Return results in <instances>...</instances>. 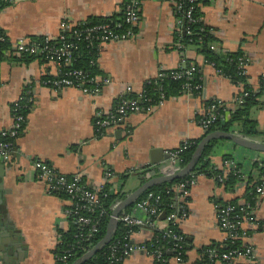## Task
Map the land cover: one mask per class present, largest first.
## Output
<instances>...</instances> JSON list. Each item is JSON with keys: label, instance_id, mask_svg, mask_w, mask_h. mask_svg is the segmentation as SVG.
<instances>
[{"label": "crops", "instance_id": "0c3cea01", "mask_svg": "<svg viewBox=\"0 0 264 264\" xmlns=\"http://www.w3.org/2000/svg\"><path fill=\"white\" fill-rule=\"evenodd\" d=\"M7 3L0 9V31L13 43L19 38L55 39L62 23L76 25L90 17H111L120 13L123 0ZM200 6L202 22L213 29L216 42L212 46L224 53H244L248 84L257 92L264 73V0H207ZM177 29L171 5L162 0H143L134 36L99 45L98 76L109 82L101 85L96 94L74 87H45L42 77L58 75L55 63L39 59L15 62L11 60L15 54L12 50L4 52L6 58L0 62V132L11 126V105L27 86L32 102L23 130L15 139V152L0 168V221L6 224L5 231L13 233L4 236L0 230V264H56L53 250L59 244V233L70 228L63 213L68 202L46 192L37 179L34 161H42L66 176L80 173L93 188L102 185L103 170L108 169L113 177L106 184L120 187L123 182L126 196L142 183L139 172L144 167L164 163L165 160L151 163L153 149L169 151L184 141L202 137L199 119L207 101L220 102L226 112L236 108L235 97L241 87L205 63L203 55L194 48L180 50L175 41ZM188 64L199 69V94L170 96L147 111L129 113L122 123L104 129L102 135L95 132L96 115H105L126 94L141 93L144 82L157 77L160 71ZM259 102L250 114L261 129L263 92ZM214 150L211 163L215 167L221 165L224 155L239 159L247 152L225 140L217 143ZM244 191L239 183L233 192L225 191L212 177L198 175L188 188V217L179 225L185 238L184 259L176 260L172 255L168 264H196L203 247L224 243L215 203L234 198L239 203ZM253 214L258 226L247 227L240 242L250 244L259 264H264V196L255 204ZM161 220L158 226L165 227V218ZM152 232L139 228L129 241L144 244ZM120 264H153V260L138 251L123 258Z\"/></svg>", "mask_w": 264, "mask_h": 264}, {"label": "trees", "instance_id": "16d2710c", "mask_svg": "<svg viewBox=\"0 0 264 264\" xmlns=\"http://www.w3.org/2000/svg\"><path fill=\"white\" fill-rule=\"evenodd\" d=\"M128 0H123L121 4V11L118 14H114L111 17L101 18V17H90L87 20L78 23L74 26L71 31L65 33L64 40L59 41H51L50 44L55 47H60L61 45H68L71 52V60L68 65H61L62 58H60L58 67L59 72L55 77L45 76L42 77L41 80H51L53 78L66 77L67 73L72 72L74 70L80 71L82 77L86 80L93 78L94 76L100 74V70L97 65V57H98V48H97V40L94 39L97 35L101 34L100 30H95L96 26L99 25H109L111 30L117 34L122 33L126 25L123 23V7L124 4L127 3ZM207 0H195L194 2L183 1L182 9L187 12L188 9L191 8L190 15L192 21L188 22L183 16L179 13V11L175 10L174 15L176 20H180V25H178V29L175 32V41H177V45H179L180 50L185 51L186 48L191 47L194 48L198 53L203 55L205 63L211 65L219 74L228 78L232 83L241 87V91L238 93V97L240 102L237 103V106L234 110L229 112V117L223 120H217L207 132H211L213 130H222L237 133L241 136L247 138H256L261 141H264V125L261 129H259L257 121L251 116L250 112L253 108L259 105V97L264 89V76L262 75L260 78V89L255 92L251 86L248 84V77L244 71V65H246L247 61L244 53L241 50L235 52H222L216 50L214 46H212L216 39L213 37V29L207 25H205L201 20V11L200 5L205 4ZM8 3L4 0H0V9L7 5ZM88 30H92L90 33L92 37L90 39L85 38V33ZM136 27L133 29V33H135ZM1 32V31H0ZM74 32L79 35L75 36ZM32 41H42L43 37L36 38H28ZM211 46L213 48H211ZM12 50L10 48V43L8 41L0 42V62L3 61L6 57L4 52ZM13 51V50H12ZM14 56H11V60L15 62H28L32 59H39L41 61L47 62L45 56L38 55L33 56L26 53H16ZM189 65V64H188ZM185 65L183 67H179L172 70L160 71L161 74L159 77H155L153 79H149L144 82L143 89L139 94L129 93L125 96H122L120 99L123 101H131L135 100L139 102V105L146 109L150 106L155 105L161 99H167L170 96H178L185 92V84L189 83L191 86L199 85L201 89V81L199 69L196 67L195 72L192 73L191 78L187 80L186 76L177 77L183 71V68L188 67ZM68 78L75 80L74 76H67ZM85 87L93 88L96 85L93 83H85ZM30 89L29 86L25 89V92ZM200 91V90H199ZM198 91V92H199ZM30 92V91H29ZM25 94V93H24ZM191 94H199L197 91H193ZM139 98L140 101H139ZM217 101H207L206 106L216 103ZM25 107H21L18 110V113L23 115L25 121L23 122V126L26 123V116L31 109V103L23 102ZM224 111L219 108L218 114L222 115ZM206 132V133H207ZM203 133L202 136H204ZM6 138L0 135V141H5ZM200 140H190L192 142L191 146L186 149H182V144H179L177 147L169 150L171 152V156L168 160H165L164 163L158 165H150L144 167L139 173L143 176L142 181L146 178L157 176L161 174V170L165 166L166 162L170 159L175 158L178 160L180 167L185 166L191 158V155L194 151V148L197 142ZM223 140H212L210 141L205 148L203 149L199 159L195 163L192 171L198 175H204L207 177L217 178L218 176H222V171L219 168H216L211 163V155L215 152L214 146ZM264 156V153H263ZM224 159H229L230 156L225 155ZM237 168H241V164H236ZM252 171L248 173L246 179L245 191L242 196L243 201L247 202L248 208L238 204V200L236 198L231 199L227 202L218 201L221 205H230L233 206L232 215L241 216L243 213L249 211L250 209H254L256 204V194L254 185L260 182V179L264 175V161L257 163L254 162L252 165ZM123 180H125V176H121ZM188 177H181L174 179L171 182L159 184L149 188L147 191L142 193L136 200L141 201L148 193H153L160 196L161 207L165 212L169 211V207L172 204L173 193L170 189L172 185L181 183L185 181ZM83 179V178H82ZM84 181V179L82 180ZM240 181V176L238 173H234L233 171H229L223 179V189L225 191L233 192L236 184ZM111 187H113L111 189ZM98 200L91 206V211H87L86 209L81 210L80 213L88 216L92 219V221L97 223V229L94 233L89 235L88 237L84 236L87 234V227H84L80 232L77 229L76 225L72 223L74 216H69L68 220L70 223V228L67 231H60L59 233V244L53 250V255L55 258L63 259L66 257L64 263L57 262V264H71L75 259L82 256L86 251L91 249L105 234L106 227L111 216L112 207L119 201L125 198V192H123V182L118 186H112V184H105L103 188L96 192ZM54 195H58L64 199H67V195L62 192H56ZM134 204V203H133ZM132 205L127 206L123 209V212H130ZM70 207V206H69ZM68 207V208H69ZM170 229L173 231L178 230L174 225H170ZM135 231L137 228L128 227L121 223L116 225L115 232L107 245H105L102 249L97 251L91 258H89L83 264H120L119 261H116V258L120 255V244L123 242V239L127 237L129 231ZM180 232V230H178ZM81 234V235H80ZM184 245L181 249V252L184 254L185 250V238L183 240ZM173 240L164 236V231H153L152 237L149 241H147L145 246L149 250V252L154 253L155 251L161 252V257L164 259L170 258L174 253H170L168 249L171 247ZM115 245L114 249H111V246ZM242 243L237 240L231 242L226 240L224 243L220 244H212L209 246H205L201 249V253L208 247H214L220 252L238 249L240 248ZM181 254V258L184 259V255ZM196 264H203V260H199Z\"/></svg>", "mask_w": 264, "mask_h": 264}, {"label": "built area", "instance_id": "2783aa9c", "mask_svg": "<svg viewBox=\"0 0 264 264\" xmlns=\"http://www.w3.org/2000/svg\"><path fill=\"white\" fill-rule=\"evenodd\" d=\"M6 2L10 0H4ZM143 0H128L127 3L124 4L123 7V23L126 25L125 30L122 33H115L111 30L109 25H99L95 27V30H100L101 34L97 35L94 39L97 40V48L99 50V45L105 42H112V41H124L129 39L130 37L134 36L133 29L137 27L140 21V13H141V3ZM163 2L171 5L175 10L179 11V13L185 18L188 22L192 21L190 11L191 8L185 12L182 9L183 1L194 2L195 0H162ZM203 1V0H200ZM177 24L180 25V20H176ZM77 25V24H76ZM76 25H71L69 23H62L61 24V32L59 35L53 38L43 37V40L32 41L28 38H19L15 42L11 43L6 35L3 32H0V42L8 41L10 43V48L15 51L16 53H26L33 56L43 55L45 56L47 62L55 63L58 65L60 58H62L61 65H68L71 60V52L68 45H61L60 47H55L50 44L51 41L59 40L63 41L65 33L71 31ZM92 30H88L85 33V38L90 39L92 37L91 32ZM74 32L73 34H75ZM80 32L76 33L75 36L79 35ZM211 48H213L211 46ZM196 67L194 65L189 64L188 67L183 68V71L177 77L186 76L187 80L191 78L193 72H195ZM59 71V70H58ZM245 71V65H244ZM218 72V71H217ZM74 76L75 80L68 78L67 76ZM161 74L159 73L157 77ZM264 76V73L262 74ZM66 77H57L51 80H41V84L45 87L53 88V89H62L67 87H74L80 89L83 93L87 94H96L99 90V87L103 84H107L109 80L107 78H100L98 75L86 80L82 77L80 71H72L67 73ZM93 83L96 85L93 88H87L84 86L85 83ZM200 90L199 85L191 86L189 83L185 84V94H191L193 91ZM25 93V94H24ZM141 98H139L140 101ZM23 102H32V96L29 91L23 92V94L11 105V117L12 123L9 128L0 132L2 137H5V141H0V165H6L10 160L15 152V139L23 130V122L25 118L23 115L18 113V110L21 107H25ZM165 99L159 100L155 105H160L164 103ZM240 99L238 96L235 97V103H239ZM153 106H150L146 109H143L139 105L138 101L131 100V101H123L118 99L113 108L107 112L105 115L98 114L95 116L93 121V126L95 128V132L98 135H102L104 129L111 127L112 125H118L122 123L125 117L129 113L140 112V111H147L151 109ZM221 108L224 113L222 115L218 114V110ZM230 111H225L224 107L220 102H216L214 104L208 105L205 108L203 116L199 119V125L203 131L206 133L209 128L217 121L227 119L229 117ZM254 140V139H253ZM257 141V140H254ZM229 142V141H228ZM264 143L263 141H261ZM182 149H186L187 147L191 146L192 142L184 141L181 143ZM233 144V143H232ZM234 145V144H233ZM235 146V145H234ZM242 148V147H241ZM246 154L243 157L237 156H230L229 159L222 158L221 165L216 167L222 171V176H218L217 178L213 179L218 183L222 184L224 176L231 170L234 173H238L240 176V181L238 183L245 189L246 186V179L248 173L251 172L252 165L254 162L260 163L264 161L263 153H259L257 151H252L249 149H245ZM169 155L168 159L171 156L170 151H166ZM248 153V154H247ZM225 156V155H224ZM223 156V157H224ZM229 156V155H228ZM212 157V155H211ZM166 159V160H168ZM240 163L241 168H237L236 164ZM33 168L36 170L37 179L41 182L45 190L48 194H54L56 192L65 193L68 197L65 199L68 202V206L63 209L64 216L68 219L69 216H74L72 221L73 224L76 225L79 232L84 228L87 227V234L84 236L88 237L92 233H94L97 229V223L92 221L91 218L85 216L80 213L81 210L86 209L87 211H91V206L97 202L98 197L97 193L100 191L103 186L111 180L113 177V173L105 169L103 170V183L98 187H91L87 184L84 180L82 181V177L80 173L72 174L71 176L63 175L47 164L43 163L42 161H34L32 163ZM180 168V164L178 160L175 158L170 159L166 162L165 166L161 170V174H171ZM188 178L178 184L172 185L169 190L172 191V204L169 207V211L165 212L161 207L160 203V196L148 193L141 201H135L130 212L125 213L121 212L115 219L117 224L121 223L128 227H135L139 228H149L152 231H164V236L173 240L171 247L168 249L170 253H174L173 257L176 260H181V249L184 245V236L181 232H179V225L182 221H184L188 217V188L189 186L194 183L198 174L194 173L193 171L189 172L186 175ZM113 187H111L112 189ZM255 194H256V203L257 201L264 196V175L260 179L259 183L254 185ZM117 204V203H116ZM116 204L112 207L114 208ZM240 205L248 208L247 202H244L243 199L239 201ZM70 206V207H69ZM69 207V208H68ZM215 211L217 217V223L219 229L221 230L225 241L229 240L231 242L234 241H241L243 235L245 234V229L247 227L256 229L257 222L254 217V209H250L249 211L243 213L241 216L239 215H232L233 206L228 204L221 205L215 203ZM164 214V218L166 221L165 227H159L158 224L162 221L159 217ZM170 225H174L178 230L173 231L170 229ZM133 231H129L125 240L120 244V255L116 258V261L121 262V260L125 257H129L134 252H144L151 256L153 260V264H168L169 259H164L161 257L160 251H155L154 253L149 252L145 244L134 245L131 244L129 241L130 235ZM81 235V234H80ZM116 246L112 245L111 249H114ZM66 257L63 259L55 258V262L64 263ZM200 260H203V264H219V263H236L237 264H259L256 259L254 248L250 244H243L240 245V248L228 250L224 252L218 251L214 247H208L201 253Z\"/></svg>", "mask_w": 264, "mask_h": 264}, {"label": "water", "instance_id": "95a60500", "mask_svg": "<svg viewBox=\"0 0 264 264\" xmlns=\"http://www.w3.org/2000/svg\"><path fill=\"white\" fill-rule=\"evenodd\" d=\"M263 98H264V91H263ZM217 139L229 141L238 147H242L252 151H257L259 153H264V143L259 141H254L253 139L241 136L237 133L229 132V131L227 132L222 130H213L211 132L205 133V135L202 136L200 140L197 142L194 151L191 155V158L185 166L180 167L178 170H176L171 174H160L157 176L146 178L144 181H142V183L138 187H136L133 191H131L128 195H126L124 199L117 202L116 206L112 209L111 216L109 218L104 236L91 249L86 251L79 258L75 259L71 264H83L89 258H91L97 251H99L105 245H107L115 232V228L117 225V221L115 218L123 211V209H125L127 206L132 205L137 200V198L142 193L147 191L149 188L159 184L171 182L177 178L185 177L189 172L192 171L195 163L199 159L205 146L210 141ZM151 153H152L151 155L154 156V159L153 158L151 159L152 164L166 160L169 157L166 151H163L162 149H153ZM3 167H5V165H0L1 169ZM159 218L163 219L164 214L162 213V215ZM5 227L6 224L0 221V230L3 231L4 236L12 235L13 234L12 231L10 230L5 231Z\"/></svg>", "mask_w": 264, "mask_h": 264}]
</instances>
